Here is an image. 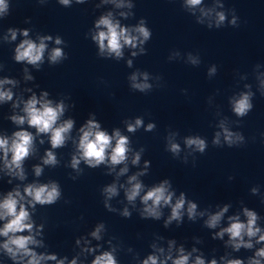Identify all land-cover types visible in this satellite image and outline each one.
Instances as JSON below:
<instances>
[{
	"label": "clouds",
	"instance_id": "1",
	"mask_svg": "<svg viewBox=\"0 0 264 264\" xmlns=\"http://www.w3.org/2000/svg\"><path fill=\"white\" fill-rule=\"evenodd\" d=\"M62 3L67 4L68 0H61ZM188 4L191 6H196L201 3V0H187ZM6 8L4 0H0V12H3ZM109 16L102 17L97 22V27L100 25H104L107 28V31H100L98 35L94 36L93 39L98 41L99 47L101 51H103L106 47L107 50L110 53H115L116 56H120L122 44L121 41H123L124 45H130L132 47L136 46L137 37L131 36L127 34L128 30L125 28H120L118 23H114ZM218 21L217 23H221L225 20V16L223 13H218ZM233 23H235V20H233ZM119 29V30H118ZM135 31L139 32L145 40L149 38V31L144 27H138L135 29ZM25 36H27V32L25 31L23 33ZM13 39L15 38V32L12 33ZM45 39H51V37H46ZM105 40H107V45H105ZM61 41L59 39L56 40V43L59 44ZM143 43V41H141ZM45 44L43 43V40L41 43L37 46L33 42L29 40H25L18 48H17V56L16 59L18 61L27 60L30 64H36L38 61L42 59V54L45 49ZM62 56V51L57 48L54 49L51 54V60L55 62L59 57ZM195 62V61H194ZM214 71V69H213ZM133 80H135V76L132 77ZM145 79H147V76L145 75ZM0 83H11V81H3ZM133 87L140 89L143 91L145 88L150 87L148 84H134ZM46 95V94H45ZM3 99H11V93L10 92H0V100ZM40 103V108H37L36 105ZM251 108V105L249 103V95L244 94L242 97L235 102L234 105V111L237 115L243 116L247 113V111ZM25 112L28 116V124L32 127H35L39 133H48L51 132V144L53 148L62 146L65 140L64 134L67 133L73 125V122L71 120L66 121L63 125H61L59 128H54L58 117L63 112V105H57L55 108L51 106L50 101H38L35 96H33L25 105ZM13 119L19 123H24V117H13ZM141 124V120L137 119L136 125L139 126ZM135 126L129 125L128 130L134 131ZM153 125L148 126V130H151ZM100 125L95 122L94 120H89L85 127L81 128L82 136L80 138L79 142V149L82 152V157L86 160V162L90 165L95 167L96 165H99L100 163L105 161V151L111 146L112 139H116V146L112 149V153L110 156L111 163L113 165L119 164L123 162L126 159V152H127V138L120 135L119 131H116L114 134V137H110L106 132L99 130ZM225 132V139L229 142V144L232 143V136L233 134L229 132L227 129H224ZM32 135L27 131H21L15 133V139L12 141L11 146H8V140L0 138V149L4 150L5 153V164L10 169L14 165L16 169H21V162L23 159L28 156L29 149L32 144ZM239 139V137H238ZM186 143L191 146L195 145L197 149L201 152L205 149V142L199 138L196 139H188ZM214 143H219V133H217V138L214 141ZM170 150L172 152H178L179 151V145L173 143L170 146ZM12 153V159L11 161L7 160V154L8 152ZM139 160V156L137 155L136 158L133 160V163H136ZM55 157L52 152L47 153V159L44 161L46 164H54ZM79 163V160L75 157L73 158L72 166L76 167ZM127 169H121V173L126 172ZM41 172V169L39 167L36 168V174L39 175ZM21 175V178H23L22 170L19 173ZM136 180V177L133 176L130 178V182ZM166 183V182H165ZM141 190V184L135 183L133 184L130 191L127 193V198L129 201L134 200L135 197L138 195V193ZM106 191L109 193V195H114L116 193L115 186H111L106 189ZM25 192L33 197V200L40 204H51L55 201L57 196L59 195L56 186L53 185L51 187V190H49L47 185L36 187L33 185L28 186L25 189ZM19 192H16L15 194L9 193L7 198L4 200L3 203H0V209L3 210L2 213H0V218H3V216H10L12 219L5 225L3 229H0V235L8 236L9 232L15 233L18 231H23L24 229L31 228L30 224H25L24 221L28 219V212L24 209V206H20V211L17 213L16 206H17V199L16 197H19ZM172 194L167 192V189L164 184H161L158 187L152 188L150 191L146 193L143 197V203L147 205L148 201H152V205L145 208V212L153 217L159 218L160 213L158 212L157 208L159 205H161V202L163 204H169L171 201ZM20 199H23V197H20ZM185 201L183 195H181V198L177 200L175 205L172 207V214L169 220L172 219H178L180 216V210L183 208ZM196 205L195 204H189L188 207V214L191 218L194 215ZM227 211V208L221 210V212L213 215L208 220V226L209 227H215L217 222L220 220L223 213ZM246 215L249 217L247 226L240 222H234L231 224L230 227L224 229L223 231L230 233L231 237L233 239L240 237L241 233L244 231H247V234L249 236H254L256 232L259 231V229H254L253 225L256 220V216L252 212H248L245 210ZM125 215H127V212H125ZM98 231V230H97ZM221 233L220 235H222ZM93 235H96V233H93ZM260 240H264V236L260 237ZM32 238L29 237H11L9 240L4 244V248L7 249L9 253L15 257L16 252L13 251L9 245H15L16 251H23L25 254H30L29 249L26 247L29 243H32ZM240 244L236 245V248H239ZM245 247H251L250 244H246ZM32 259L29 261V264H39L38 257L35 256V254H31ZM257 256L264 257V249H261L257 252ZM49 259H55V257H49ZM187 256H181L179 259L174 261V264H187ZM62 264V262H61ZM75 264V262H73ZM93 264H115V261L113 257L105 253L103 256H99L95 259ZM144 264H157V260L155 257L150 256L147 260L144 261ZM196 264H204V261L200 258H197ZM211 264H216L215 260L211 262ZM229 264H242L239 260L230 261ZM251 264H259L258 260H253Z\"/></svg>",
	"mask_w": 264,
	"mask_h": 264
}]
</instances>
